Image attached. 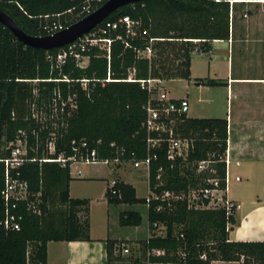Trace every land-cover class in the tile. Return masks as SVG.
Instances as JSON below:
<instances>
[{
    "label": "trees",
    "instance_id": "obj_1",
    "mask_svg": "<svg viewBox=\"0 0 264 264\" xmlns=\"http://www.w3.org/2000/svg\"><path fill=\"white\" fill-rule=\"evenodd\" d=\"M106 1L0 0V10L25 34L43 37L46 24L57 21L68 27L85 17L88 8L91 13ZM229 1L233 0H147L122 7L103 22L127 16L140 22V30H146L147 37L137 35L128 39L127 47L121 41H114L109 62L105 51L92 47L90 64L84 70L77 68L72 59L61 70H52L45 51L25 47L0 25V159L8 155L5 145L16 140L19 131L25 132L28 156L37 161L24 164L21 178L28 183L29 201L37 200L40 210V215L33 214L25 203H20L15 211L22 217L20 229L6 231L0 227V264H27V261L46 264L47 243L90 241L89 202L70 198L69 168L56 162L39 161L55 159L62 152L71 155L72 141H86L101 160L119 158L140 162L155 154L147 179L150 193L187 194L189 190L205 187L209 178L217 180L219 189H226L227 121L179 117L174 131L191 140L192 146L185 162L172 164L166 159V146L148 150L143 127L146 115L142 107L149 95L138 81L149 78L189 81L194 50L198 48L199 53H206L213 41L228 40L235 6L247 0L232 6ZM120 33L124 35L122 29ZM150 38L162 41L154 43L150 60L139 58L137 51L144 50ZM108 74L110 81L106 82ZM63 77L69 82L56 81ZM81 79L90 80L88 91L82 90ZM195 84L222 83L197 79ZM56 91L63 99L76 95V110L67 118L65 128L45 129L32 118L31 104L47 110ZM52 132L56 135L55 154L49 156L46 141ZM204 160L211 161L214 174L197 173V163ZM159 169L162 173L157 179ZM2 173L0 163V192L4 186ZM114 189L120 197L111 196L107 188L105 197L109 205L147 206V228L152 234L142 245L149 264H211L215 260L239 261L241 257L243 264H264V243L228 241L234 219L223 208L192 210L187 208L186 201L137 199L135 189L119 180ZM57 206L61 209L56 210ZM3 213L0 197V221ZM142 222L143 217L137 211L121 212L118 216L120 227H139ZM154 224L165 227V236L154 234ZM181 234L183 237L179 238ZM114 243L106 241L108 263ZM180 253H184V258ZM202 256L205 258L201 259Z\"/></svg>",
    "mask_w": 264,
    "mask_h": 264
},
{
    "label": "crops",
    "instance_id": "obj_2",
    "mask_svg": "<svg viewBox=\"0 0 264 264\" xmlns=\"http://www.w3.org/2000/svg\"><path fill=\"white\" fill-rule=\"evenodd\" d=\"M243 6V17L233 22L229 39L215 40L208 52L196 54L207 62L206 73L203 77L193 78L190 65L189 93L183 99L188 101L193 113L200 114L192 119L227 121L224 195L235 206L232 215L234 224L230 226L228 241L264 243V0H247ZM194 56L192 54L191 58ZM197 79L222 84L197 85ZM86 166L88 165H80L77 168L81 171L80 175L75 176L74 172L70 174L72 181L69 196L72 199H79L71 197L73 180L99 178L98 172H89L84 169ZM114 180L126 183L120 176ZM126 184L131 185V181ZM143 207L147 210L146 205ZM139 227L119 231L116 233L117 237L111 239L93 237L89 226L90 241L47 243L46 264H147L144 248L142 256L138 250L130 255V252L121 254L117 249L123 242L129 249L128 243L132 248L136 247L139 242L142 243L151 236L152 233L147 228L144 238L136 239ZM107 240L115 242L109 263ZM243 261L244 258L241 257L239 261L215 260L211 264H243Z\"/></svg>",
    "mask_w": 264,
    "mask_h": 264
},
{
    "label": "built area",
    "instance_id": "obj_3",
    "mask_svg": "<svg viewBox=\"0 0 264 264\" xmlns=\"http://www.w3.org/2000/svg\"><path fill=\"white\" fill-rule=\"evenodd\" d=\"M219 2L220 0H214ZM233 3H241L240 0L229 1L230 6ZM86 14H90L89 8L86 10ZM102 25L97 26L90 33L84 35L82 38L75 42L66 45L60 49H56L55 53L46 52V59L51 64L52 70H61L68 59H72L77 68L84 70L88 68L90 64L89 52L92 47H100L106 52V58L110 60V48L114 41H121L125 47L128 45V39H134L137 35L143 38L147 37L146 30H140V22L133 21L127 16L120 17L115 21L102 22ZM63 24L57 21L46 24L43 27L46 36L53 35L57 32L64 30ZM124 31V35L120 33V30ZM161 39L150 38L147 40V46L144 50L137 51L139 58L150 60L153 54V45ZM198 43L199 41H193ZM198 48L194 50V53H199ZM193 53V54H194ZM68 83L69 80L63 77L61 80ZM106 82L110 81L109 74ZM129 81H133L130 79ZM164 80L149 78L147 80H140L138 83L142 90H145L149 98L146 104L143 105L142 109L145 112L146 118L143 123V127L147 133V147L148 150H157L163 145L166 146V159L172 164L176 161L185 162L188 154L191 150V140L182 138L174 131L175 124L179 117L185 115L189 111V103L186 99L174 100L168 96L164 91ZM82 90H89L90 80L81 79L79 80ZM34 95L36 92L34 91ZM76 95H68L67 99H63L60 92L56 91L51 103L47 110L45 108H38L40 111L34 113V108L37 107L34 103L31 104V116L40 124L42 128L47 129L50 127L52 130L63 129L67 126V118L76 110ZM33 108V109H32ZM37 114H44V121L39 118ZM19 137L16 140L8 143L4 147V151L8 152V155L0 159V163L3 164L2 178L4 186L0 192V197L3 203L4 213L3 218L0 221V227L6 231H18L20 229L21 216L15 211L19 208L20 203L26 204V209L33 214L40 215V210L37 206L38 201H29L30 192L28 183L21 178V168L27 162H36V158H30L28 156V140L25 132L19 131ZM32 135H35L33 131ZM55 133H50L46 141V150L49 156L55 154ZM111 147L113 144L110 145ZM72 154L67 156L64 152L60 153L55 159L44 158L39 160L40 162H56L61 167L69 168V173L73 172L74 167L80 165H109L114 164L120 166L122 164H131L135 169L141 167L147 173V179L149 176V165L150 161L156 159V155H148V157L140 162H126L120 161L119 158L114 160L98 159L96 150L90 149L86 141H72L71 142ZM121 154L123 152L121 151ZM208 171L214 174V169L211 168V161L204 160L197 163V173ZM74 175L78 176L81 174L80 170L74 171ZM162 169L158 170L157 179L160 178ZM238 180V179H237ZM116 181L113 180L109 183L108 189L110 190L111 196H119L120 193L114 189ZM206 186L201 189L189 190L187 194H173L170 192H164L160 195L156 193H150L146 198L147 201L150 199L158 200L160 202L169 201H186L187 208L192 210H208V209H219L223 208L227 215L232 216L235 206L225 199L223 189L217 187V180L209 178L206 180ZM39 195L36 196L38 198ZM37 203V204H36ZM161 210V206L158 207ZM153 227L156 230L163 229L165 236V227L154 224ZM155 230V231H156ZM182 234L179 238H182ZM121 254H129L130 249L125 245L121 244L117 248ZM180 256L184 258V253H180ZM205 257L202 256L201 259ZM27 264H30L27 261ZM149 264V263H147ZM155 264H166V263H155Z\"/></svg>",
    "mask_w": 264,
    "mask_h": 264
},
{
    "label": "rangeland",
    "instance_id": "obj_4",
    "mask_svg": "<svg viewBox=\"0 0 264 264\" xmlns=\"http://www.w3.org/2000/svg\"><path fill=\"white\" fill-rule=\"evenodd\" d=\"M235 20L243 17L244 14V6L236 5L235 6ZM195 56L191 58V66L192 73L191 77L198 78L203 77L206 73L207 62L205 59L198 57L194 53ZM191 68V67H190ZM164 91L168 94V96L174 100H180L186 97V94L189 93L188 81L183 79H175V80H167L164 82ZM190 101V98H189ZM191 104V101H190ZM191 106L189 105V108ZM33 109V108H32ZM39 112L37 107L34 108V113ZM39 118H42L44 121V114H37ZM199 112L196 114L189 109L187 113V117L196 118L199 116ZM80 167V166H78ZM78 167L73 168V172L77 170ZM109 164V165H88L84 167V169L89 172H98L99 178L96 179H84L82 181L73 180L71 183V197L79 198V199H87L89 202L88 205V224L92 228V236L96 238H105L110 237L116 238V233L121 231L130 230L129 227H120L118 224V214L122 211L133 210L139 212L143 217L142 225L139 227V234L136 239H143L147 232V221H146V210L142 205L139 206H118V207H108V203L105 197V193L108 187V184L111 180L121 178L125 179L126 183L131 181V185L135 189V195L138 199H145L148 197L149 189L147 182V173L144 168L135 169L131 164H122L120 166ZM119 175V176H118ZM86 177H88L86 175ZM116 181V180H115ZM61 209L60 207H56V210ZM116 212V215H115ZM81 217V216H80ZM82 220V219H81ZM126 230H124V229ZM113 232V233H112ZM158 236L164 235L163 229L156 230L155 233ZM130 246V255L134 253V251L138 250L140 256H142L143 246L142 243H138L136 247ZM129 258V256L127 257ZM143 261V257H141ZM143 264V263H142Z\"/></svg>",
    "mask_w": 264,
    "mask_h": 264
},
{
    "label": "water",
    "instance_id": "obj_5",
    "mask_svg": "<svg viewBox=\"0 0 264 264\" xmlns=\"http://www.w3.org/2000/svg\"><path fill=\"white\" fill-rule=\"evenodd\" d=\"M147 0H108L98 9L86 15L64 30L50 36L33 37L25 34L16 23L0 10V25L9 30L14 38L25 47L49 52L69 45L99 26L111 14L129 4Z\"/></svg>",
    "mask_w": 264,
    "mask_h": 264
},
{
    "label": "bare ground",
    "instance_id": "obj_6",
    "mask_svg": "<svg viewBox=\"0 0 264 264\" xmlns=\"http://www.w3.org/2000/svg\"><path fill=\"white\" fill-rule=\"evenodd\" d=\"M186 116H187V114H186Z\"/></svg>",
    "mask_w": 264,
    "mask_h": 264
}]
</instances>
